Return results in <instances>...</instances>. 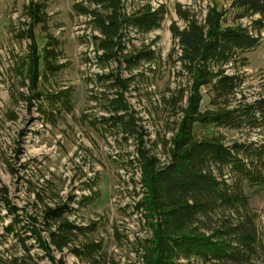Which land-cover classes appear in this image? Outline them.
Returning <instances> with one entry per match:
<instances>
[{"label": "trees", "instance_id": "trees-1", "mask_svg": "<svg viewBox=\"0 0 264 264\" xmlns=\"http://www.w3.org/2000/svg\"><path fill=\"white\" fill-rule=\"evenodd\" d=\"M231 1L230 9H226L211 0L205 15L203 10L176 4L183 25L179 20L170 25L173 46L167 62L173 67L169 75L177 84L175 88L169 86L171 95L165 93L163 101L178 109L182 117L169 143L167 163L146 149L141 137L142 146L136 151L143 187L138 210L145 213L152 232V237L141 244L144 264H192L194 259L204 264H253L258 256H264L258 215L247 192L248 188L264 186V144L229 145L220 136L199 137L195 131L196 124L264 129V96L229 108L245 80L239 68L248 65L246 54L260 44V36L256 37L251 28L264 27V0ZM73 10L87 18L86 30L92 33L90 43L103 71L89 82L104 91L92 93L89 100L103 104L105 115L100 121L91 119V124L101 134L108 123L132 130L129 94L137 90L136 85L148 72L155 73L163 63L156 41L147 42L145 36L161 29L168 7L164 0H77ZM228 10L235 11L231 24ZM256 15L261 18L254 19ZM25 17L27 31L21 37L31 43L23 75L25 86L34 94L27 99L40 100L44 96L39 91L42 79L61 72L67 63L61 61L64 52L60 39L51 33L47 1L30 0ZM247 18L253 20L252 27L241 22ZM38 26L46 33L42 52L35 33ZM207 86L214 93L211 103L216 110H201ZM63 100L71 104L70 98ZM8 192V188L0 187V201L14 217L6 231L26 250L30 247L20 233L27 231L53 264H62L55 252L63 253L67 248L91 264H104L100 243L89 240L81 247L73 245L75 239L86 235V228L70 222L66 207H47L46 228L42 229L36 217L16 213Z\"/></svg>", "mask_w": 264, "mask_h": 264}, {"label": "rangeland", "instance_id": "rangeland-1", "mask_svg": "<svg viewBox=\"0 0 264 264\" xmlns=\"http://www.w3.org/2000/svg\"><path fill=\"white\" fill-rule=\"evenodd\" d=\"M36 1H47L51 33L61 41V61L67 66L42 79L39 91L44 96L40 100H28L34 94L25 86L23 63L31 41L21 35L27 31L25 7L30 0H0V187L8 188V199L16 213L36 217L42 229L46 228L47 207H66L70 222L86 228V235L75 239L73 245L81 247L89 240L100 243L104 264H144L141 244L152 237V232L145 213L138 210L143 197L136 153L142 144L138 137L162 163L168 162L169 143L182 117L177 114L178 109L163 101L165 93L171 95L169 86L175 88L177 84L175 77L169 75L173 67L167 62L173 46L170 25L179 20L177 3L203 10L205 15L211 0H164L169 12L161 29L145 36L147 42L156 41L155 48L163 63L155 73L148 72L136 85L137 90L129 94L132 130L108 123L104 134L91 124V119L100 121L105 112L103 104L89 100L92 93L104 90L89 82L103 71L98 68L90 43L92 33L86 30L87 18L74 14L77 0ZM216 1L230 9L231 0ZM234 16L235 11L228 10L230 24ZM260 18L256 15L254 19ZM241 22L253 26L250 18ZM179 24L183 22L179 20ZM251 30L256 37L260 36V44L246 54L248 65L239 68L245 80L237 96L231 99L230 109L264 96V27ZM35 33L42 52L46 33L41 26ZM203 92L201 110H216L211 103V87H205ZM65 98H70L71 104H65ZM195 131L199 137L220 136L229 145L264 144L263 128L235 130L196 124ZM247 192L264 241V186L248 188ZM0 213V264H53L30 232L20 233V237H26L29 251L14 234L7 233L14 217L1 201ZM44 237L49 239L47 233ZM55 256L62 264H91L86 257L75 255L72 248L63 253L56 251ZM191 262L204 264L195 259ZM253 264H264V256H258Z\"/></svg>", "mask_w": 264, "mask_h": 264}]
</instances>
